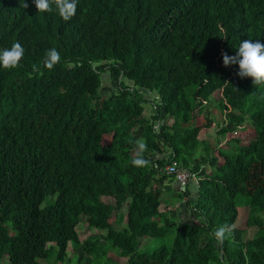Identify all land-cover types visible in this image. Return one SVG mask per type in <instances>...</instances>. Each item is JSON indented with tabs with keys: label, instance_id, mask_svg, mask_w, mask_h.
Here are the masks:
<instances>
[{
	"label": "trees",
	"instance_id": "obj_1",
	"mask_svg": "<svg viewBox=\"0 0 264 264\" xmlns=\"http://www.w3.org/2000/svg\"><path fill=\"white\" fill-rule=\"evenodd\" d=\"M25 2L0 0V50L24 48L0 67V264H63L69 244L72 264L110 247L124 264H264V86L223 64L241 40L264 43V0H78L67 22ZM137 140L146 167L131 164ZM173 162L197 183L182 189ZM172 182L180 216L161 200ZM81 223L98 231L81 239ZM223 224L234 231L219 246ZM172 228L171 245L140 248Z\"/></svg>",
	"mask_w": 264,
	"mask_h": 264
},
{
	"label": "clouds",
	"instance_id": "obj_2",
	"mask_svg": "<svg viewBox=\"0 0 264 264\" xmlns=\"http://www.w3.org/2000/svg\"><path fill=\"white\" fill-rule=\"evenodd\" d=\"M33 3L38 12H51L55 8L59 16L67 22L76 15L78 0H33ZM20 5L23 8L28 7L25 0H20ZM23 55L24 48L22 45L19 42H14L11 48L0 50V67L4 69L18 67ZM60 60V54L55 48L48 49L43 59V67L52 70ZM223 64L226 67L238 65L237 75L240 78L250 77L254 86H264V43L259 40H241L235 55L230 56L223 53ZM33 70L38 71L39 66L33 65ZM135 144L136 150L131 159V164L137 168L146 167L149 163L144 158L147 145L142 140L135 141ZM233 231L231 225L223 224L212 235L217 244L223 246L226 240H230Z\"/></svg>",
	"mask_w": 264,
	"mask_h": 264
},
{
	"label": "rangeland",
	"instance_id": "obj_3",
	"mask_svg": "<svg viewBox=\"0 0 264 264\" xmlns=\"http://www.w3.org/2000/svg\"><path fill=\"white\" fill-rule=\"evenodd\" d=\"M106 77H107V75L104 74L103 78L106 79ZM144 107L145 108L150 107V104H144ZM207 107L210 110L212 115L219 117V113H220L219 107L213 101H210L208 103ZM145 114H146V116H149V109L148 108L145 110ZM215 132H216V129H210L209 134L207 136V140L209 141V144L212 146L214 144H216L215 139L217 138V135H215ZM238 132H239V130H238ZM237 135L240 136L243 140H245V136L242 133H239ZM169 185H170V189L167 191H163L162 196H161V200L165 201L164 205H169L172 208L179 206L181 209H178L177 213L180 216V214L182 215V210H184V208H182L183 206L181 205V204H183V200H181V198L176 195V190H177L175 187L176 183L172 182V183H169ZM246 202L247 201L244 197L239 196L236 198V203H237V207L239 210V214H238V217L234 223L235 227H238V228L240 227V228L245 229L244 238H246L249 235V233L251 232V230L246 226V220H247V216H248V212H249V207L247 205H245ZM124 210H125V208L121 209V211H124ZM257 216L264 218V212H258ZM262 223L264 225V219L262 220ZM122 226H124L122 222L115 224L116 228H120ZM77 230H78V233H79V236L81 239H84L85 237H87L92 231L94 233H96L98 231L96 229H92V231L90 232L87 228H85L84 223L79 224L77 227ZM174 232H175V229L172 228L163 238H146V237H143V238H141L140 248L143 249L144 251H146V250L153 249V248L157 247L161 243H166L167 245H171L172 239L174 236ZM67 254H68L67 259L70 258L73 254L70 244L67 248ZM108 256H111V258H110L111 261H108ZM54 257H55V253L50 254V257H49L50 262H53ZM116 257H118V258H116ZM67 259L65 261H63V264H72L75 261L74 258H71V261H69ZM118 262L120 264H124L126 262V257L119 256L118 250L116 248L110 247L109 253L107 256L98 258L97 261H94L92 263L93 264H101V263L102 264H106V263L107 264H114V263L117 264ZM43 264H48V263L43 262Z\"/></svg>",
	"mask_w": 264,
	"mask_h": 264
},
{
	"label": "built area",
	"instance_id": "obj_4",
	"mask_svg": "<svg viewBox=\"0 0 264 264\" xmlns=\"http://www.w3.org/2000/svg\"><path fill=\"white\" fill-rule=\"evenodd\" d=\"M168 173L174 174L175 179L179 186L184 189L188 183H197V178L190 170L178 167L175 162L166 167Z\"/></svg>",
	"mask_w": 264,
	"mask_h": 264
},
{
	"label": "crops",
	"instance_id": "obj_5",
	"mask_svg": "<svg viewBox=\"0 0 264 264\" xmlns=\"http://www.w3.org/2000/svg\"><path fill=\"white\" fill-rule=\"evenodd\" d=\"M177 184V183H176ZM177 186H178V184H177ZM183 212L185 211L186 212V210L184 209V210H182Z\"/></svg>",
	"mask_w": 264,
	"mask_h": 264
}]
</instances>
